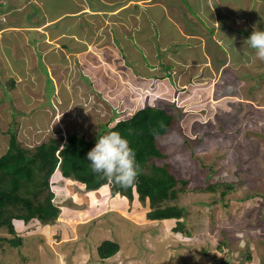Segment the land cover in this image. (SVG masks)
Here are the masks:
<instances>
[{
    "label": "rangeland",
    "instance_id": "rangeland-1",
    "mask_svg": "<svg viewBox=\"0 0 264 264\" xmlns=\"http://www.w3.org/2000/svg\"><path fill=\"white\" fill-rule=\"evenodd\" d=\"M7 1L5 26L61 17L44 24L41 32L31 28L22 33L19 26L10 27L13 30L3 35L13 41L20 32V57L6 55L2 46L8 45L0 35V60H9L0 62V156L8 148L10 130L30 148L68 132L96 142L118 120L152 104L166 107L177 118L160 138L164 156L153 162H169L188 182L186 189L179 188V182L177 198L167 201L186 207L180 219L183 228L177 230L174 218L146 217L148 200L111 196L107 185L86 190L84 183L57 169L51 184L54 202L62 209L58 222L14 219L15 233L1 228L0 264H264V60L251 48L226 44L225 36L221 47L213 45L212 38L200 47L204 53L215 50L216 56L224 50L231 57H181L170 50L162 57L155 47L165 41L156 36L165 18L161 23L152 20L141 37L122 39L130 26L135 29L133 23L125 24L124 14L134 13L143 23L149 17L146 3L121 7L115 14L118 19L106 16L95 29L93 23L102 15L90 22L89 12H66L84 3L101 6L102 0ZM164 4L178 11L179 19L187 10L193 14L191 24L200 28L197 35L216 33L191 7L192 0ZM258 21L264 30V13ZM184 26L182 20L181 32ZM26 32L34 38L35 53L30 52L32 47L26 51L22 40ZM186 32L181 41L199 51L195 47L199 38L189 35L188 27ZM16 68L20 70L14 74ZM225 182L233 187L223 195ZM213 183H219L214 190ZM16 236L22 238L18 245L3 239ZM107 239L118 242L120 249L102 258L98 247Z\"/></svg>",
    "mask_w": 264,
    "mask_h": 264
},
{
    "label": "trees",
    "instance_id": "trees-1",
    "mask_svg": "<svg viewBox=\"0 0 264 264\" xmlns=\"http://www.w3.org/2000/svg\"><path fill=\"white\" fill-rule=\"evenodd\" d=\"M117 1L116 6L123 0ZM5 2L8 1H0L1 23H5L8 17L4 15ZM113 7L115 5L111 6ZM10 81L14 86L12 78ZM175 122L176 115L166 107L147 104L131 116L118 120L110 128L126 137L136 153L140 174L136 182L128 187H121L93 173L86 154L94 146V139L78 132H68L65 137L53 136L30 148L23 146L17 132L10 130L8 148L0 156V229L5 227L9 232L15 233L14 219L25 222L38 219L43 224L58 222L62 209L54 202L51 177L59 169L64 177L84 183L89 191L107 185L111 196L119 193L132 200L138 195L141 201H149L150 210L146 212L148 219L174 218L177 220L175 228L181 230L183 221L180 219L184 216L186 207L167 201L176 199L179 188L186 189L188 180L178 177L169 162H153L154 158L164 156L160 138L172 129ZM179 182L181 187L178 188ZM210 185V189L214 190L219 183ZM232 187V182H225L226 191L223 195ZM3 239L12 245L22 242L20 236ZM119 249L118 242L107 239L99 245L98 252L102 258H108Z\"/></svg>",
    "mask_w": 264,
    "mask_h": 264
},
{
    "label": "crops",
    "instance_id": "crops-1",
    "mask_svg": "<svg viewBox=\"0 0 264 264\" xmlns=\"http://www.w3.org/2000/svg\"><path fill=\"white\" fill-rule=\"evenodd\" d=\"M103 1V5L101 6H97V5H89V4H83L80 9L78 10H73V11H69L66 13H69L71 15L74 14H82L83 12L87 13L89 12L92 16V18H90V22L93 21V19H95V16L97 15H102V17L98 18L96 21H94L93 25L95 27L93 28H97L101 23H98V20L101 22L103 20H106L105 17L109 16V15H115L116 13L120 12L122 9L121 7L126 6V7H132V6H136L137 3H146L148 5H146V12L148 13L149 17L148 19H145V21H139L136 20V17H133L134 13L131 14L130 13H125L124 14V19H127L128 21L125 22V24L129 25L130 24H134L135 25V29L133 27H129V29L127 30V32H123V36L121 37L122 34H120V37L124 40L130 39L133 40V38L135 37H141V34L144 30H146V28L151 24L152 20H157L159 23L160 20H162V18L167 19L166 22H164V24H160V28L161 26H163L161 29L162 31H160L159 35L156 36H160V37H164L165 41H159L156 42V47L157 49H160V56L164 57L165 51H171L174 52L175 51L181 56V57H231L228 54L224 53V50H222V54H220L219 56H216L215 50H209L212 52H205L204 53V49H202L200 46H205L207 44V39L208 38H212L215 42L216 46H220L222 44V37H226L225 39V43H230L233 46L235 45H240L239 47H247L249 48V46L244 42L245 38L250 35V33L254 30V27L257 29H260V22L258 21V17L260 15V13H264V8L261 7V4L264 3V0H261L260 3L258 4V0H192L193 1V5L191 6L196 13H200L201 15H203L205 17V19L207 20V22L212 25L214 27V32L216 31L215 34H208V32L206 31L204 33V35H197L196 33L199 31V26H195L192 23H195L194 19L192 20L191 18L194 17L193 14H191L190 12H188V10L184 13H182V18H178L179 13L178 11H175L170 8L165 6L164 4V0H123L121 1V3L116 6V4L118 3L117 0H102ZM125 1V2H124ZM29 2V1H25V4ZM30 2L37 4V1L35 0H30ZM234 3H239L242 4V6H237L236 8H234V6L232 7V5ZM259 6H258V5ZM113 8H111V6H114ZM256 5V6H255ZM26 6V5H25ZM156 6L159 7V9H156L158 11V13L155 10ZM235 9H238V11H235ZM120 10V11H118ZM29 12V10H28ZM159 16H161V19L159 18ZM61 16L57 17V18H53L50 19L48 21H46L45 23H38L35 25H27V24H23L24 22H21L20 24H14L11 23L7 26L3 25V23L0 22V35H3L5 32L7 31H11L13 29H9L10 27L13 28L15 26H19L20 31H22V33H24L25 31H28V29H35L38 32H41V27L46 24L49 23L50 21H57V19H59ZM114 17H116L118 19V15H115ZM150 17H154V18H150ZM157 18V19H156ZM188 19L189 20V24H187L185 22V20ZM121 20H123L121 18ZM184 21V25H186L189 29L188 34L192 35V34H196V37H198L199 39H196V42L199 43L200 45H196L195 47H200L199 51H196L194 49V47H189V43L187 44L184 41H181L183 38L182 37V33L183 35L186 34V29L187 27L184 26V30L185 32H181L180 31V27H179V23L181 21ZM215 20V21H212ZM125 21V20H123ZM118 22V21H116ZM137 23H142L140 25H137ZM153 23V22H152ZM97 24V25H95ZM183 24V23H181ZM254 24V25H252ZM125 28L124 26H122L121 29ZM196 28V29H195ZM230 28H232V30H230ZM134 29V31H132ZM197 30V32H196ZM163 31H166V34L163 33ZM205 31V30H204ZM241 34V36L238 33ZM19 34H16V36H14V40L12 41V39L10 38H5V36L3 35V39L2 42L7 43V47L4 48L3 47V51L6 52V55H8V57H15V55L17 57H20L18 54V49H19V40H17V36L19 37ZM27 34V32H26ZM199 34V32H198ZM28 35V36H27ZM23 34V39L24 40V45L26 46V51L27 49L29 50L30 47H32V49H30L29 51L31 53L32 50L35 53V48H34V38L32 37V35L29 34ZM126 36V37H125ZM26 37V38H25ZM74 37H76V35H74ZM154 37V36H153ZM25 38V39H24ZM80 39H82L84 41V44H88V40L83 39L81 36H79ZM156 38V37H155ZM187 38H190V36H188ZM159 39V38H158ZM201 39H203L202 43H201ZM206 39V40H205ZM193 40V39H190ZM205 40V41H204ZM115 41V39H114ZM14 42V43H13ZM18 42V44H17ZM13 43V46H12ZM155 44V43H154ZM182 44V47L176 48L175 46H178ZM191 44V43H190ZM193 44V43H192ZM64 45V44H63ZM13 48H12V47ZM184 46L186 48H184ZM192 46V45H191ZM18 47V48H17ZM191 48V49H189ZM8 49V50H6ZM17 50V52H16ZM159 51V50H158ZM8 57H5V60L3 59L2 61L0 60V62L2 64L6 63V60H8ZM34 58V57H33ZM9 61V60H8ZM35 61V58H34ZM7 64V63H6ZM227 64V63H226ZM34 66H36V63L34 64ZM209 66V65H208ZM20 69L16 68L15 71H13V73L15 74L16 72H18ZM22 70V69H21ZM17 74V73H16ZM10 78H12V75L10 76ZM5 132V131H4ZM5 134V133H4Z\"/></svg>",
    "mask_w": 264,
    "mask_h": 264
},
{
    "label": "clouds",
    "instance_id": "clouds-1",
    "mask_svg": "<svg viewBox=\"0 0 264 264\" xmlns=\"http://www.w3.org/2000/svg\"><path fill=\"white\" fill-rule=\"evenodd\" d=\"M244 42L254 50L256 57L264 60V30L254 27ZM86 157L93 173L121 187L135 183L140 174L135 150L119 131H109L100 135Z\"/></svg>",
    "mask_w": 264,
    "mask_h": 264
},
{
    "label": "bare ground",
    "instance_id": "bare-ground-1",
    "mask_svg": "<svg viewBox=\"0 0 264 264\" xmlns=\"http://www.w3.org/2000/svg\"><path fill=\"white\" fill-rule=\"evenodd\" d=\"M90 111V110H89ZM88 112V111H87Z\"/></svg>",
    "mask_w": 264,
    "mask_h": 264
}]
</instances>
